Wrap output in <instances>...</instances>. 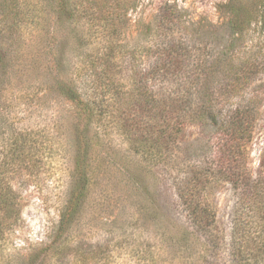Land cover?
<instances>
[{
    "label": "trees",
    "instance_id": "trees-1",
    "mask_svg": "<svg viewBox=\"0 0 264 264\" xmlns=\"http://www.w3.org/2000/svg\"><path fill=\"white\" fill-rule=\"evenodd\" d=\"M139 5L140 0H0V26L10 36L27 26L39 30L38 17L44 14L36 7L49 9L53 23L44 33L46 73L67 106L72 169L58 223L40 252L61 251L90 194L93 166L100 159L104 176L115 172L118 183L131 188L152 216L162 210L183 216L167 238L173 261L163 264H264V154L252 175L249 147L258 104L245 96L261 53L250 48L242 57L233 48L252 26L264 22V0L220 5L229 44L215 48L184 35L178 12L169 5L150 22L132 21ZM132 28L137 30L128 41ZM71 33L77 49L91 46L94 51L84 66L91 72V94L82 92L69 73ZM1 54L0 68L6 61ZM195 121L208 132L209 155L181 165L182 130ZM19 139L7 151L10 163L30 156L29 139ZM218 183L228 184L236 194L226 244L206 200L207 189ZM163 184L170 194L161 209L158 192ZM16 196L8 183L0 184V242L17 225ZM36 259L28 260L32 264Z\"/></svg>",
    "mask_w": 264,
    "mask_h": 264
},
{
    "label": "rangeland",
    "instance_id": "rangeland-1",
    "mask_svg": "<svg viewBox=\"0 0 264 264\" xmlns=\"http://www.w3.org/2000/svg\"><path fill=\"white\" fill-rule=\"evenodd\" d=\"M227 1L140 0L139 8L130 18L150 22L161 7L169 5L178 12L184 35L214 48L227 46L225 17L218 11ZM36 8L39 14H44L38 17L39 30L32 31V27L27 26L19 35L15 32L10 36L6 28L0 26V51L6 59L0 68V184L8 183L13 188L20 205L17 225L0 242V264H30V256L37 258L32 264H163L167 259L173 261L168 254L167 238L176 232L183 216L174 215L176 211L171 213L174 216H168L163 210L160 216H152L131 188L118 183L115 172L104 176L100 159L93 166L90 194L67 232L61 251L40 252L49 243L58 223V209L69 185L72 149L67 106L53 92L51 76L46 73L48 49L44 33L51 31L53 22L48 8ZM136 30L132 28L126 40H132ZM74 36V33L69 36V73L82 92L91 94V72L84 66L93 50L91 46L77 49ZM233 48L237 56L242 57L250 48L261 53L260 67L245 91V96H253L258 104L257 124L249 147V169L254 175L264 154V22L252 26ZM94 95L99 97L100 91ZM196 123L182 130L178 154L181 165L209 155L208 132ZM24 136L30 141L29 158L20 156L10 163L6 158L9 146L14 139L20 138L17 140L20 143ZM115 161L119 164L118 158ZM167 186L159 187L161 209L166 202ZM206 200L215 213L218 235L226 244L236 194L228 184H212L206 191Z\"/></svg>",
    "mask_w": 264,
    "mask_h": 264
}]
</instances>
